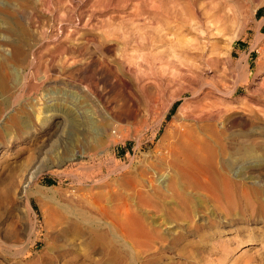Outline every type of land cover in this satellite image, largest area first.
I'll list each match as a JSON object with an SVG mask.
<instances>
[{"label": "rangeland", "instance_id": "obj_1", "mask_svg": "<svg viewBox=\"0 0 264 264\" xmlns=\"http://www.w3.org/2000/svg\"><path fill=\"white\" fill-rule=\"evenodd\" d=\"M14 23L19 30L15 36L4 31ZM10 43L28 57L23 65L12 63ZM91 59L108 64L118 78L117 89L98 83V92L78 90L89 82L80 78L81 70L93 72ZM8 64L19 70L20 86L0 83V250L29 248L27 256L36 264H57L47 257L56 248H74L71 255L60 253V264H264V214L230 221L232 233L221 237L229 241L223 252L219 243L213 245L217 232L190 231L193 223L222 219L213 209L208 212V204L200 203L203 216L193 217L167 193L165 207L156 211L163 194L146 195L143 188L149 176L156 184L165 179L169 189L173 183L177 188L172 171L161 162L173 141L168 127L178 122L172 117L184 101L177 98L182 88L205 82L217 83L224 92L237 87L227 107L239 110L249 104L264 111V0H0V71H7ZM33 71L39 73L36 77L49 72L53 80L43 88L36 83L32 90L24 83ZM49 82L59 84V97L73 94L72 115L79 125L73 129L71 120L59 116L52 119L59 125L50 130L34 118L23 130L13 115L25 109L30 97L45 94ZM86 117L102 124L101 130L110 126L97 136L92 133L88 144L82 128ZM250 128L221 123L209 132L220 136L225 147L252 133L264 154V123ZM70 144L71 152L65 154ZM244 149L238 148L235 156ZM262 160L238 162L242 178L236 176L237 182L264 187ZM30 172L35 178L27 184ZM36 188L44 191L42 196L34 193ZM127 214L141 218L153 236L139 234L134 225L133 233L127 228V235L122 233L120 223ZM153 221L163 223L154 233ZM237 227L248 236L241 244L232 237ZM94 248H124L125 257L122 262L110 254L102 258ZM27 260L0 253V264H30Z\"/></svg>", "mask_w": 264, "mask_h": 264}, {"label": "bare ground", "instance_id": "obj_2", "mask_svg": "<svg viewBox=\"0 0 264 264\" xmlns=\"http://www.w3.org/2000/svg\"><path fill=\"white\" fill-rule=\"evenodd\" d=\"M12 25H6V27H4V31L11 33V34L19 31L18 27L17 28L15 27V23H14V26H12ZM16 26H19V25H16ZM26 30H27V28H25V30H23V31H26ZM23 31H21V32H23ZM15 40H17V39H15ZM123 40H125V39H123ZM126 40H127V38H126ZM11 45H13V44H11ZM12 49H13L12 50L13 53H12V57H11V59L13 60L12 63L15 62V64H16L17 62H22L21 65H23L25 62H27L26 60H28L27 59L28 57L22 52V50H21L22 48L18 44L13 45ZM103 50L105 51V48ZM107 50H109V49L107 48ZM96 51H97V49H96ZM105 52H107V51H105ZM33 60H35V59H33ZM40 60L41 59H39V61ZM101 60L102 59H100V60L91 59V61L89 63L91 65H93L94 69H93V72L91 71L92 73L90 75H87L89 73L86 74V72H87L86 69L84 71L81 70V78L80 79H83V82L87 81V80H89V82L87 84L81 83L78 90L80 89L81 91H91V92L93 90V91L98 92L99 91L98 90V83H103V86H105V88L107 87L111 90L118 88L119 81L116 80V79H118L117 76L115 77L114 76L115 74L113 75V73L110 71V67H108V64L106 62H104L103 60L102 61ZM54 61H55V59H54ZM127 61H128V59H127ZM4 63H6V62H4ZM28 63H30V62H28ZM41 63L44 64V61ZM120 64H122V63L120 62ZM45 65H46V63H45ZM8 66H10V65L8 64ZM46 66H48V64ZM19 67L22 68L20 65H19ZM239 67L242 68V64L240 62H239ZM48 69H49V67H48ZM46 70H47V67H46ZM53 70L55 72V69H53ZM35 72L33 71L32 73L34 74ZM1 73L2 74H1V78H0V83L2 86H5V88H6V85L9 82L17 84L18 87L20 86L19 85L20 84L19 79H18L19 78L18 75L20 73H19V70L16 71V68H14V66H13V68H12V66L8 67L7 71L3 70ZM33 74L30 73V75H33ZM184 74H183V76H184ZM58 75H59V73H58ZM36 76H35V74L33 76H31V78H30L31 80H29V81H26L27 79L25 78L26 83H24V84L27 85V87H29L32 90L36 89V87L38 88L36 83L40 84V88H43L45 86V82H47L52 75L49 72L43 71L41 76H39V77H36ZM55 76H57V73ZM51 78H52L51 80H53V77H51ZM57 78H59V77L57 76ZM80 82H82V80H80ZM55 84H56V86L59 85L57 82ZM10 85H12V84H10ZM17 85H15V86H17ZM56 86L51 85L49 82V84L45 87L46 89L45 88L43 89L45 94H43L42 96L37 95L35 97H33V96L30 97V100L27 103V106L23 107L25 109H21L20 110L21 113L17 112L16 114H14L12 121H14L15 123L21 124V127L23 128V130H27L30 123L31 122L33 123V119L35 118L36 122H37V124H39V126H41L42 128L43 127H50V130H51L53 127H57L59 125L57 123L58 121H53L52 119H55L56 117L61 116L65 119L71 120L70 125H71V128L74 129L76 127L77 122H78L77 118L76 117L74 118V116L72 115V111H74L73 110L74 108L72 107V103H71L72 101L71 100L73 99L74 96L72 93L71 94L65 93V94H62L63 96L59 97V90L57 89ZM122 86L124 87V85H122ZM262 86L264 87V83H262ZM22 87H25V86H22ZM8 88H9V86H8ZM17 88H16V90H17ZM120 88H122V87H120ZM236 90H237V87L233 88V90H231L229 92H224L221 90L220 86L214 82H205V83H200V84L192 83L191 85L189 84V86L182 88L180 90L179 94L177 95V98L183 96L184 101L181 105H179V107L175 111V114L172 117L173 122L178 121L177 124L174 125V123L173 124L170 123L171 127L170 126L168 127V128H171L173 131V134L171 135L173 141L170 140V142L167 144V148H166V152H165V155H166L165 159L166 160L164 159V160H162L163 162H161L162 166L165 169H167L169 172L172 171V174H171V175H173L172 177L174 178L175 181L178 182L177 188L174 187V183H173L171 185V186H173V188L170 187V189H169L168 186L166 185L167 183H165V179L160 180V183H159L160 185L158 183L156 184L154 182V178H152L151 176H149L150 178L146 180L147 183L144 184V186H143V188L147 192V193L145 192L146 195L147 194L152 195V193L153 194H156V193H162L163 194V198L160 200L158 198L157 201L159 203L157 202L156 206H154V208L156 207V211H158V210L161 211L160 210L161 207H165L164 206L165 205L164 197L167 193L170 194L169 196L172 198V200H175V198L176 199L178 198V200L177 201L175 200V201H176V204L179 206V208H181V209L184 208L193 217L203 216V212H202L203 210L199 209L201 207L200 203L208 204V206L211 207L210 209H208V212L211 209H213V211L211 213L213 215H214V213L220 214L222 219L210 220V221L205 220L204 223H199V224L193 223V224L189 225V227L192 228L190 231L192 233L194 231L196 232V231H200V230H207L209 232L210 231L217 232L216 235L213 236V239H214L213 245H214V242L219 243L220 249L223 252L227 250V248L225 246L227 245V243H229V241H226V240L223 241L221 239V237L224 234H231L232 233L231 227L228 226L230 221H232V220H239V221L243 220L244 221V219L247 216H249V217L251 216V217L255 218V217L262 216V214H264V187H261V186L258 187L260 184H258V182H255V181H253V183L250 181L251 183H248V184L238 183L239 181L237 182V180L241 179L242 177H240V174L238 173L240 168H238L236 166L238 162H245V161L247 162L248 160L253 161V160H258V159L262 160L263 159L262 161L264 162V154L261 152L262 148L259 149L261 145H259V143L256 141L257 140L256 138L250 137V135H252V133H248V134H244L239 142H236V143L234 142V144L231 145L230 147H225V146L221 145L220 138H219L220 136L215 135L213 137V133L210 134L212 132L211 130H213L214 127H213V129L209 130L210 127L222 123L224 125V127H227V128H233L235 126L242 125L245 128V130L251 131L252 129L250 127L252 125H254L255 123H264V111H262L260 109H255L253 106H251L249 104H245V107H243V108L241 107L239 110H236V108H234V107L232 108L231 106H230L231 108L227 107L225 105V102H228V104L232 103L231 101L233 99V95H234ZM20 91H22V89ZM51 91H52V93H51ZM81 91H78V92L81 93ZM20 93H19V89H18L17 94H20ZM25 94H26V91H25ZM186 94H188V95H186ZM17 96H20V95H17ZM172 104L168 107L167 112L170 110V107L172 106ZM80 110H82V109H80ZM76 114L77 113H75V115ZM84 114H83V116H84ZM92 114H94V113H92ZM92 117H86L87 120L84 121V124H82L83 122L80 123V125L82 124V128H83V125L85 127V129L83 131V136H84L85 143L87 142V144L89 142V139L93 138L92 133H95V135L96 134H102V131L104 132L105 130H108L110 127L109 124H105V125L101 126L102 127V130H101V128L99 126L102 124H100L99 126L96 125L95 124V118L93 119ZM96 119L99 120L98 118H96ZM68 120H67V124H69ZM179 120H180V122H179ZM65 123H66V121H65ZM112 124H114V123H112ZM51 125H52V127H51ZM77 125H79V124H77ZM17 126H18V124H17ZM99 130L101 131L100 133H98ZM209 131H211V132H209ZM72 134H73V131L70 132V134H69L70 139L72 138ZM46 138H47V136H46ZM164 138L166 139V137H163L162 140ZM81 141H83V140H81ZM72 142H73V140L70 143H72ZM212 143H213V145H212ZM70 147H71V144H70V146H67L65 148V154H66V152H68V153L71 152ZM243 147L245 148L243 150V154L240 157L235 156L236 150L238 148H243ZM48 149H50V148H48ZM257 149H259L261 153H259L257 151ZM50 152H51V150H50ZM56 153L57 152H55V154ZM41 156H42V154L39 155L38 157L40 158ZM44 156H45V154H44ZM47 157H49V156H47ZM28 159H29V157H28ZM48 160L46 158V161H48ZM166 175H167V173H166ZM236 176H238L240 178H238ZM26 178H27V180H26L27 184L31 183L35 178V173L30 172V174H27ZM235 178H238V179H235ZM155 181H157V180H155ZM161 187H162V189H161ZM33 191H34V193L39 194V196H42L43 195L42 193L44 192V191L42 192L41 189H37V188H36V190H33ZM27 194H28V192L26 190H24L23 196L26 199H27V196H26ZM29 195H30V192H29ZM179 196H182L183 198L179 197ZM181 199H183V200H181ZM208 206L203 207V208L207 209ZM126 212H128V211H126ZM162 212H163V210H162ZM174 213L176 215L175 211H174ZM177 214L179 215V213H177ZM125 217H126V215H125ZM127 217H128L127 219L124 218V221H122L120 223L121 227L124 226V229L121 228L122 233L124 232L127 235V231L125 230V228H127L128 232L130 234L133 233L131 226L134 225V226H136V231L139 230V232H140L139 234L147 236V237L151 234V233H149L150 232L149 229L146 228L145 223L142 221L141 218H137L136 215H129L128 216V214H127ZM130 219L132 220L133 224H129V226H128L127 223H128V220H130ZM149 224L151 226L150 230L153 231V233H154L156 230H158L157 229L158 227H161V225L163 223L153 221L152 223L149 222ZM219 232H221L222 235L219 234ZM241 232L242 231L237 227L235 229V233L232 236L233 239H235V241L237 242V244H241V243L245 242L246 240H248V236L241 234ZM152 236H153V234L149 237H152ZM214 246H216V245H214ZM51 249H54V248H51ZM51 249L46 248V250H51ZM56 249L58 250V252L56 254H54V255L48 254L47 257L54 259L55 262H57V264H60L59 262L62 259L61 258L62 254L60 255V253L62 251H65L66 254L71 255V254H73L72 252L74 250V248H63V250H62V248H56ZM27 250H29V248L28 249L27 248H23V249L22 248H13V249L10 248V249H2V250H0V253L5 258L9 257V258H14V259H21L23 257L24 259H29V260H27V262L31 261L30 264H36V262H37L36 260L33 261V259H30L27 256V252H28ZM94 250H99V251H97V253H100L102 258L105 256H109V254H110L113 256V258L115 260H119L122 262L123 258L125 257L124 251H123L124 248H94ZM24 255H26V257H24ZM76 256H78V255H76ZM41 257L42 256L39 255V258H41ZM108 260H109V257H108ZM52 262H54V261H52Z\"/></svg>", "mask_w": 264, "mask_h": 264}]
</instances>
